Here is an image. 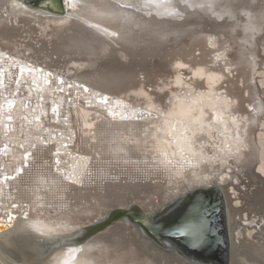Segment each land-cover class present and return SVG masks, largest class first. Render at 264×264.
Segmentation results:
<instances>
[{
    "label": "bare ground",
    "instance_id": "bare-ground-1",
    "mask_svg": "<svg viewBox=\"0 0 264 264\" xmlns=\"http://www.w3.org/2000/svg\"><path fill=\"white\" fill-rule=\"evenodd\" d=\"M24 1L17 0L23 5L17 9L13 0H0V51L15 56L0 58V99L21 101L12 133L0 113V139L12 144L0 156V170L14 172L32 150L23 174L0 181V219L7 224L9 214L15 217L0 230V264H205L164 250L125 217L110 219L115 208L137 203L147 214L192 188L218 183L228 209L229 264H264V209L254 210L264 201V0H188L204 8L119 0L134 6L123 10L129 19L111 15L116 0H81L102 15L74 12L68 0L65 14L30 9ZM172 7L181 15H167ZM28 61L91 91L73 86L69 102L55 81L34 86L33 73L20 72L31 69ZM98 92L111 98L98 103ZM40 94L45 110L28 112L25 102L38 107ZM55 102L66 118L51 111ZM196 119L203 130L190 148L185 137ZM229 148L233 154L226 155ZM242 180L255 192L240 188ZM32 220L68 230L42 236L23 227ZM103 220L84 243L64 242Z\"/></svg>",
    "mask_w": 264,
    "mask_h": 264
},
{
    "label": "water",
    "instance_id": "water-1",
    "mask_svg": "<svg viewBox=\"0 0 264 264\" xmlns=\"http://www.w3.org/2000/svg\"><path fill=\"white\" fill-rule=\"evenodd\" d=\"M66 3V0L24 1V4L28 8L43 10L42 12L48 14H65L67 9ZM2 55L8 60H15V56L7 52L0 51V58ZM28 65V67L32 69L31 72L33 73V76L31 82L34 86H38L40 82L39 80L49 86L55 81L54 87L57 90H60V92L65 91V94L67 95L66 99L69 100V102L73 99L72 96H70V89L73 86L82 90L86 87L88 89V91L84 90L86 93L91 91V88L86 83L75 79L72 82H68L64 75H54L52 70L44 68L42 64H33L32 61H28ZM7 67L8 66L5 68ZM61 79L63 80V83L60 82ZM33 81H35V83H33ZM64 87H66V89H64ZM104 97H107L108 102L111 95L109 93L98 92L95 96V100L98 103H106L103 99ZM39 100L40 105L38 107L29 103V100L25 102L26 106L29 108L28 112L33 113L36 109H39V111L41 109L45 110L42 106L45 102V98L42 97V94H40ZM9 101H14V104L11 107H9ZM20 104V97L7 95L0 99V113L3 114L2 119L4 121V129L11 133L15 124L14 114L19 112L21 107ZM54 107L57 109L56 112H53ZM61 110L60 103H53L51 111L55 113L58 119L60 116L63 119L66 118L62 115ZM9 115L12 117L11 121L7 119ZM66 144L67 141L65 138L63 139V145L66 146ZM2 145L9 147L8 151H4L6 155H9L12 150V144L8 139L2 140L1 138L0 146ZM29 151L32 153V150ZM30 158L31 156L28 158V161ZM18 167H24V164H21V166ZM4 175L15 176L16 174L15 171L8 173L4 169L0 170V178ZM0 181L3 180L0 179ZM257 205L260 207H257ZM128 208H115L113 210L114 215L110 220H115L119 217L127 218L129 221L138 225L146 236L151 238L156 245L161 246L166 250H176L190 261L205 264H229L231 245L228 209L224 192L219 184L192 188L164 204L158 211L154 210L147 214L144 212L141 205L137 203H134ZM254 208L255 211H262L264 209V201H256ZM3 222L5 223V221ZM105 224L106 223H104L103 220L87 225L85 226L86 230L82 234L76 235L75 238L67 239L66 241L64 240V242L66 245L82 244L87 240L88 236H92L99 232L101 230L100 228ZM3 228L2 230H4Z\"/></svg>",
    "mask_w": 264,
    "mask_h": 264
},
{
    "label": "snow or ice",
    "instance_id": "snow-or-ice-1",
    "mask_svg": "<svg viewBox=\"0 0 264 264\" xmlns=\"http://www.w3.org/2000/svg\"><path fill=\"white\" fill-rule=\"evenodd\" d=\"M69 2V7L74 11V12H78L79 9L81 8H84V9H88L89 11H91L92 13L94 14H97V15H102L100 13H96V9L93 8L90 4H84L81 2V0H68ZM148 3H149V0H146V3H145V6H148ZM179 3L185 5L186 7H200V8H204L206 5L205 4H199V5H193V4H190L188 2V0H179ZM23 5L18 3L17 0H13V8H22ZM134 7L132 4H129V3H124V4H121L119 2V0H116V3L113 7V11L111 12V15L113 17H117V18H120V17H123L125 19H129V17L125 16L124 14V9L125 8H132ZM207 7H209V9H211V4L207 5ZM166 14L167 15H181V13H179L176 8L172 7L170 8V10L166 9ZM216 13L213 12V15H215ZM225 15H228V16H232V12L230 9H225ZM246 16H248L250 19H251V13H248V12H245L244 13ZM77 18H81V17H77ZM68 19H72L71 16L67 17L65 20H62L60 21V23H66ZM261 20L264 21V13H261ZM86 22V21H85ZM92 27H97L96 25H92ZM251 28L252 31H255V27L254 26H249ZM262 27H264V24H262ZM105 32H107V30L105 29ZM110 35L112 36H115L116 33H110ZM219 58V57H218ZM178 67H185L183 65H178ZM25 71H32V69H25L24 67H21L20 68V72L21 73H24ZM61 83H63V80L61 79L60 81ZM3 81L0 80V84H2ZM33 83H35V81H33ZM17 84H19V81H17ZM83 87V86H81ZM85 91H88V89L85 87L84 88ZM105 102H107V97H104L103 98ZM9 107H11L13 104H14V101H9ZM57 109L54 107L53 108V112H56ZM113 116H115L116 114L115 113H111ZM7 119L9 121H11L12 117L9 115L7 117ZM212 119L217 122V123H223V119L222 117H219V116H216L215 114L213 115ZM232 123L234 124L235 123V120L233 118L232 120ZM203 130V125L200 123L199 119H196V120H193L192 121V128L190 129L191 131V137H185L186 139V143L188 144V146L191 148V147H194V143H195V138H196V132L197 131H202ZM235 140H236V149L235 151L238 153L242 147V144L240 142V138H239V135L237 133V135L235 136ZM21 148L24 147L23 144L20 145ZM31 147H35V145H31ZM221 151H224V149H221ZM233 154L232 153V149L229 148L227 149L226 151V155H231ZM32 155L31 152L25 150V153H24V165L26 166L27 165V161H28V158ZM161 163L167 165L168 161L167 160H162ZM59 161H57V171H59ZM15 171V176H9V175H4L2 178L3 181H8V180H11V179H15L16 176H19L20 174L23 173L24 171V167H16L14 169ZM65 179H67V177H65ZM76 182V181H74ZM12 207L13 208H17L19 207L18 204L16 203H13L12 204ZM23 217L26 221H28V217H29V213L27 211H25L23 213ZM15 219L14 216H12L11 214L8 215V223L5 225V223L3 222V220H0V230H2V228L4 226H8V227H11V221H13ZM25 229H30L32 231H35V232H39L42 236H47V237H52V236H55L58 234V231L62 230V231H67V225H64V224H60V225H57L56 227H53V228H47V229H44L43 226L40 224L39 221H36V220H32L28 223H26L24 226H23ZM99 247V246H97ZM92 251V248L91 246L87 249V252H85L84 254L87 255L88 252H91ZM82 264H92L91 261L85 259L82 261Z\"/></svg>",
    "mask_w": 264,
    "mask_h": 264
},
{
    "label": "rangeland",
    "instance_id": "rangeland-1",
    "mask_svg": "<svg viewBox=\"0 0 264 264\" xmlns=\"http://www.w3.org/2000/svg\"><path fill=\"white\" fill-rule=\"evenodd\" d=\"M9 150V147L8 146H4V145H2V146H0V156H6V154L4 153V151H8ZM245 179V181L246 182H248V183H250L249 181H250V179H248V178H244ZM128 181H130L131 182V180H128ZM243 182V180L242 181H240V182H238V186L240 187V188H242V189H244L245 190V192L248 194V192H249V194H250V191L249 190H253L252 192H255V186H252V187H254V188H252L251 186H248V185H244V183H242ZM219 184V183H218ZM245 187V188H244ZM248 188V189H247ZM251 192V193H252ZM257 207H260V206H258L257 205ZM164 250H166V249H164ZM166 251H173V250H166Z\"/></svg>",
    "mask_w": 264,
    "mask_h": 264
}]
</instances>
